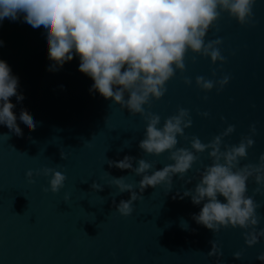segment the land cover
I'll use <instances>...</instances> for the list:
<instances>
[{
	"label": "water",
	"instance_id": "obj_1",
	"mask_svg": "<svg viewBox=\"0 0 264 264\" xmlns=\"http://www.w3.org/2000/svg\"><path fill=\"white\" fill-rule=\"evenodd\" d=\"M252 12L245 25L221 13L207 32L205 43L222 39L223 64H212L210 58L188 51L183 73L177 71L166 82L161 99L145 105L146 111L160 116V126L178 108L187 109L192 124L184 130L185 136L189 140L196 136L205 144L233 125L235 130L223 138L221 150L224 144L238 145L242 137L250 136L254 144L238 167L257 164L264 153V0H256ZM44 31L43 26L34 29L25 23L22 16L0 21V60L18 78L17 93L24 97L20 102L10 98L22 135L0 125V135L10 137L0 136V264H262L256 257L264 253V237L249 247L243 238L245 229L227 227L212 233L192 219L203 202L193 205L190 197L179 198L198 183L197 169L202 172L211 165L208 150L194 153L198 161L183 179L179 174L173 177L171 191L163 184L148 187L142 199L133 202L131 215L116 212L111 194L117 189L109 186L110 181L124 176V182L138 191L135 185L141 177L109 167L106 159L131 156L136 167V160L143 158L160 170L172 163L169 154L153 156L139 149L145 121L110 98L90 92L93 81L78 71L77 55L59 70L49 71L52 61ZM197 76L210 80L228 76L229 82L219 91L214 86L204 92L195 84ZM185 77L191 79L190 85L183 83ZM21 109L33 117L35 130L29 131L19 120ZM204 112L207 117L200 115ZM252 125L254 135L249 131ZM177 140V148L191 150L189 140L179 136ZM44 167L66 176L59 192L42 191L50 177L35 172ZM29 170L34 173L32 184L25 176ZM189 179L191 183L185 184ZM93 182L103 190L93 191ZM247 184L245 195L260 205L256 210L259 231L264 229V189L254 195L253 179ZM129 196L124 192L114 199L118 204ZM218 199L226 202L221 196ZM210 241L217 243L219 258L207 256ZM236 252L241 253L240 259L233 258Z\"/></svg>",
	"mask_w": 264,
	"mask_h": 264
},
{
	"label": "clouds",
	"instance_id": "obj_2",
	"mask_svg": "<svg viewBox=\"0 0 264 264\" xmlns=\"http://www.w3.org/2000/svg\"><path fill=\"white\" fill-rule=\"evenodd\" d=\"M255 3L256 0H0V21L5 18L16 21L22 16L23 21L34 29L43 26L48 59L52 61L48 70H59L65 62L73 59L74 54L77 55L78 71L93 81L90 92L110 98L122 110L127 109L133 116L139 114L145 121L139 149L153 156L168 152V160L172 163L160 170H154V164L143 158L136 160V167H133L136 158L131 156L126 155L119 161L106 159L109 167L127 169L141 177L135 185L138 191L134 190L133 184L124 182V176L113 177L110 181L109 186L117 189L111 195L119 215H131L133 202L142 199V193L148 187L163 184L168 192L171 191L173 177L179 174L183 179L198 161L196 154L208 150L211 165L205 166L202 172L197 169L198 183L179 198L190 197L193 205L203 202L199 213L193 214L192 219L212 233L227 227L247 230L243 238L251 247L264 237V229L256 230L260 221L256 210L260 205L245 194L250 178L256 185L254 195L264 189V153L259 156L257 164L238 167L239 161L246 158L247 149L254 144L250 136L242 137L238 145L224 144L221 150L223 138L235 130L233 125L205 144L196 136L190 140L185 136L184 130L192 124L187 109L178 108L176 114L167 117L160 126V116L146 111L145 105L150 107V100L161 99L167 91L166 82L177 71L183 73L188 51L210 58L212 64H223L225 57L220 51L223 41L217 38L205 43L207 32L224 12L238 24H248ZM212 75L215 76V71ZM228 82V76L219 80L203 76L195 78L196 86L204 92L214 86H218L219 91ZM183 83L187 86L192 81L185 77ZM17 88L18 78L12 75L8 64L0 60V125L21 136L13 112L15 105L10 102L14 96L17 102L24 99L17 93ZM200 115L207 117L208 113ZM19 120L29 131L35 130L36 122L26 110L21 109ZM249 131L254 135L255 126H250ZM0 136L10 139L8 134ZM178 136L189 140L191 150L176 147ZM60 158L65 159V153L60 152ZM33 175L32 170L25 173L29 184L34 183ZM35 175L50 177L48 187L42 188L44 192H59L66 180L62 172L50 167L36 170ZM188 183L191 179L185 181ZM91 189L103 190L96 182L91 184ZM124 192L130 193L129 198L117 204L114 197ZM218 196L226 202H221ZM64 200H68L67 195ZM210 244L207 256L219 258L222 253L217 243L210 241ZM233 258L240 259L241 253H234ZM256 259L264 264V253Z\"/></svg>",
	"mask_w": 264,
	"mask_h": 264
}]
</instances>
